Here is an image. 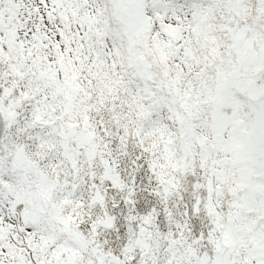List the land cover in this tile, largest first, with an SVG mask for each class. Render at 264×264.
<instances>
[{
	"label": "snow or ice",
	"instance_id": "obj_1",
	"mask_svg": "<svg viewBox=\"0 0 264 264\" xmlns=\"http://www.w3.org/2000/svg\"><path fill=\"white\" fill-rule=\"evenodd\" d=\"M0 264H264V0H0Z\"/></svg>",
	"mask_w": 264,
	"mask_h": 264
}]
</instances>
